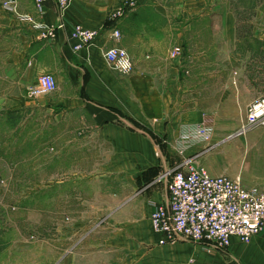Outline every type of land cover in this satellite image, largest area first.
Returning a JSON list of instances; mask_svg holds the SVG:
<instances>
[{
  "label": "crops",
  "instance_id": "1",
  "mask_svg": "<svg viewBox=\"0 0 264 264\" xmlns=\"http://www.w3.org/2000/svg\"><path fill=\"white\" fill-rule=\"evenodd\" d=\"M8 1L0 0V206L17 197L19 208L14 219L0 210V264H264V230L249 244L234 238L228 251L208 252L183 240L160 245L151 224L155 208L168 203V171L187 158L264 191V128L240 134L249 106L264 98V0H247L255 7L245 17L246 0H138L116 19L127 0H72L63 14L54 0L42 13L35 0H15V10ZM78 25L99 37L76 52ZM45 27L55 40L42 38ZM114 47L128 52L132 73L108 64ZM42 74L55 77L57 90L27 98ZM14 119L19 137L36 123V140L5 142L2 126ZM45 121L48 180L30 177L45 168ZM206 122L212 139L184 148L183 130ZM28 153H36L31 172ZM49 191L65 207L51 213L31 205ZM47 215L58 220L54 240L23 235L30 221L43 230Z\"/></svg>",
  "mask_w": 264,
  "mask_h": 264
},
{
  "label": "built area",
  "instance_id": "2",
  "mask_svg": "<svg viewBox=\"0 0 264 264\" xmlns=\"http://www.w3.org/2000/svg\"><path fill=\"white\" fill-rule=\"evenodd\" d=\"M63 14L72 0H54ZM46 0H35L37 10L42 13ZM16 9V1L6 4ZM125 7L114 16H123L125 11L137 8L138 0H127ZM61 28V27H60ZM55 29L45 27L42 38L53 41ZM75 41L74 50L79 52L91 47L99 32L83 26H76L71 34ZM113 37L122 36L114 30ZM180 53L177 48L174 55ZM105 58L112 69L128 75L134 69V62L124 49L114 47L106 51ZM57 82L52 74H42L38 83L27 89L29 99H38L53 94ZM255 128H264V98L256 101L247 110L245 124L240 134ZM213 127L207 122L188 126L183 130L181 140L184 148L208 143L213 136ZM169 199L166 205L157 206L151 216L153 230L161 236L160 245L188 241L204 245L208 252H226L237 238L249 244L264 230V191L248 189L242 181L225 176H212L208 171L187 158L175 170L168 171Z\"/></svg>",
  "mask_w": 264,
  "mask_h": 264
},
{
  "label": "rangeland",
  "instance_id": "3",
  "mask_svg": "<svg viewBox=\"0 0 264 264\" xmlns=\"http://www.w3.org/2000/svg\"><path fill=\"white\" fill-rule=\"evenodd\" d=\"M236 1H237V3H240L239 0H236ZM240 7L241 8L239 10V15L241 17H245V16L252 15V11L254 12L255 4L253 2H250V1H247L246 0V2H244L243 4H241ZM25 93H26V97L28 98V96H27V90H26ZM10 125L11 126H13V125H17L18 126V125H21V122H20L19 119L18 120H15L14 119L13 123L8 122L7 124H3V126H2V139L5 142L10 141L8 143L14 142L13 145H12V147H16V146L23 145L24 143H22V141L26 142V137L28 136V134H29V138L30 139L36 140L37 132H36V128H33V127H35L36 123H34V125L31 127V129L28 130V132L25 131L23 133V135H24L23 137H19V134L18 133L14 134V131L11 130ZM45 125H46V128L50 125V127L47 128L46 133H45V138H46L45 139V143H46V150L47 151H44V158L46 160V163H48V161H51V159H52V153H53L52 150H51V148H52V144H51V142H52V132H51V128L52 127H51V123H49L48 121H45ZM6 132L10 133L9 135H10V139H12V141L7 138ZM35 143H36V141L32 142V144H35ZM26 144L29 145L30 143L26 142ZM27 157L29 158V161H27V167H28V169L31 172V171H33L32 168H36V164H35V161H36V153H28L27 154ZM5 161H6V164L9 163L7 161V159H5ZM46 163H45V168H42L41 170L37 169L36 172H34L35 175H33L32 173H30V177H34L35 178L36 176H43L44 175L46 177V180H48L49 178H51L52 177L53 169H52V167L50 165L51 164L50 162L47 164V166H46ZM18 172L21 174L20 171H17L16 174ZM2 173H4V171H0V175H2ZM20 179H22V178H20ZM20 179H19V181H21ZM22 180L23 181H26L24 179H22ZM51 181H52V179L50 181H47V182H51ZM4 182L5 181L1 182V186L2 187H4L3 186L4 185L3 184ZM24 186L27 187V185H23V189H25ZM50 186H49V184H46L44 186L45 189L42 188L43 185L42 186H39V188H40V190H44L45 191ZM36 187H37V185H36ZM33 188L35 189L34 190L35 191L34 193H36L37 190H36V188L33 185L27 187V191L28 190L31 191ZM13 191L15 192V190H13ZM19 191L20 190H18L17 192H19ZM49 193H48V196H47L48 199H46L44 201H39V202H35V201L34 202H30L31 205L32 206H35V207H37V206H39V207H41V206L46 207V209L50 210L49 212H51V213L53 212L52 210H54L55 208L58 211L60 208L65 207V203L64 202H61V201H58L57 202V201H55L53 199L52 194H51L52 192L49 191ZM9 204H8V207H6V208L0 206V210H2V209L3 210H5V209L6 210H10L12 213H14V215H13L14 216L13 219H14L15 218V213L18 211V208H19V205H18L19 204V200H17V197H14L11 201H9ZM44 204H45V206H44ZM19 219H20V217L17 218V220H19ZM57 221H58L57 220V217L51 216V215H47L45 217V219H44L43 230H40L39 229V231H37L36 227L34 226L35 223L32 224L31 221H30L29 222V226L27 227V230H26V234H23V235L27 236V238H29L30 241H35V240L38 239V237L40 238V240H43V241H52V240L55 239L54 235L57 234V233H55L53 231V227L56 226L57 223H58ZM68 221H69L68 219L67 220L65 219V222L66 223ZM18 235H19L18 233L17 234H14V239ZM47 258H49V259L53 258L52 251L47 253L46 259Z\"/></svg>",
  "mask_w": 264,
  "mask_h": 264
}]
</instances>
